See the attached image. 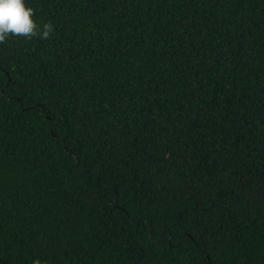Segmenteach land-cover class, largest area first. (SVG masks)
Instances as JSON below:
<instances>
[{"label": "trees", "instance_id": "16d2710c", "mask_svg": "<svg viewBox=\"0 0 264 264\" xmlns=\"http://www.w3.org/2000/svg\"><path fill=\"white\" fill-rule=\"evenodd\" d=\"M26 2L0 264H264V0Z\"/></svg>", "mask_w": 264, "mask_h": 264}, {"label": "clouds", "instance_id": "9594fccd", "mask_svg": "<svg viewBox=\"0 0 264 264\" xmlns=\"http://www.w3.org/2000/svg\"><path fill=\"white\" fill-rule=\"evenodd\" d=\"M53 32L51 22L38 25L35 9L26 0H0V44L8 37H40L47 40ZM33 264H42L39 258Z\"/></svg>", "mask_w": 264, "mask_h": 264}, {"label": "water", "instance_id": "95a60500", "mask_svg": "<svg viewBox=\"0 0 264 264\" xmlns=\"http://www.w3.org/2000/svg\"><path fill=\"white\" fill-rule=\"evenodd\" d=\"M54 135H56L54 132H52Z\"/></svg>", "mask_w": 264, "mask_h": 264}]
</instances>
